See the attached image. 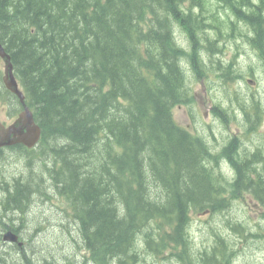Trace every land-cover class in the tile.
<instances>
[{
    "label": "trees",
    "instance_id": "16d2710c",
    "mask_svg": "<svg viewBox=\"0 0 264 264\" xmlns=\"http://www.w3.org/2000/svg\"><path fill=\"white\" fill-rule=\"evenodd\" d=\"M201 1L0 0V43L41 128L37 149L16 144L0 155L10 150L26 167L34 161L42 167L66 202L75 246L87 253L76 255L82 264H136V246L158 252L166 243L184 244L191 214L229 212L245 193L264 203V172L247 159L226 180L216 160L211 164L203 137L172 115L174 105L189 100L196 75L214 70L221 82L235 83L239 77L232 62L217 56L216 39L199 38L208 25ZM218 1L234 19L227 31L216 27V36L232 38L235 25L245 23L255 36L241 39L260 45L264 0L254 7L250 0ZM202 42L212 69L197 54ZM1 84L0 98L15 103L16 115L21 104ZM41 176H0V231L16 229L10 214L23 219L33 197L45 195ZM242 217L225 218V234L212 231L200 264H226L236 256L230 233L245 248L264 239ZM6 255L0 245V264H52L24 253L18 261Z\"/></svg>",
    "mask_w": 264,
    "mask_h": 264
},
{
    "label": "rangeland",
    "instance_id": "374dc122",
    "mask_svg": "<svg viewBox=\"0 0 264 264\" xmlns=\"http://www.w3.org/2000/svg\"><path fill=\"white\" fill-rule=\"evenodd\" d=\"M201 4L205 9L203 15L208 25L203 29L204 32L198 33L199 38L206 36L212 40L216 39L213 48L217 56L225 63L232 62L233 69L240 72L242 78L247 76L249 68L254 64L253 55L248 51L250 47L240 37L247 33V24H236V32L232 38H227L225 35L217 37L216 27L221 31H227L234 16L227 8L220 7L221 2L218 0H204ZM178 35L184 39L182 44L186 46V37L183 34ZM196 47L197 54L205 62V69H212L213 65H210L208 60L206 42ZM191 49L192 47L187 51L191 52ZM2 68L3 64L0 60V75ZM211 71L193 78L192 85L189 87V100L172 107L174 120L190 133L203 137L206 146L211 151L213 158L211 164L214 166L216 160L219 164L217 170L224 173L226 180H233L241 162L247 159L252 168L263 173L264 163L253 162L251 155L257 152L256 147H260L264 152V117H255L254 122L252 121L253 123L249 126L247 116L240 111L243 95L239 94V90L236 91L238 87L234 80L228 79V82H221L216 71ZM188 73L191 76L190 70ZM1 83L0 81L2 89ZM241 83L244 92L248 95L253 93L261 99L263 104L264 78L260 81V85L253 88L246 82L243 83V80ZM4 95L7 96V94ZM14 105V102L0 98V121L4 124L10 123L17 116V114L14 115ZM35 147L37 149V145ZM255 172L252 173L253 177H255ZM29 174L34 177L41 176L42 167L38 166L35 161L31 166L26 167V161L22 155L10 150H5L0 155V176L26 178ZM44 177L46 178L45 174L41 176V178ZM44 180L46 183L44 182L41 188L42 191L45 190V195L36 194L33 197L23 219H18V213L10 214L12 218L9 223L15 228L20 227L19 240L22 244L20 246L16 244L19 249L10 247L14 243H4L2 240H0V245L5 247L8 254L6 256L16 261L23 253L31 258L33 252L35 253L34 258L49 260L52 264H69L73 257L75 260L71 262L72 264H82L76 255H87V253L83 250L79 251L75 246L73 238L75 240L77 235L73 237L74 229L65 218L68 210L66 202L50 186V181L47 178ZM237 199L234 209L229 212H218L213 217L212 215L191 214L184 244L166 243L158 252H152L141 246L139 249L136 246L135 253L138 255L136 264H200V255L213 242L212 231L221 229L225 234V231L229 230L223 227L226 219L235 222V219L240 220V217H246L253 234L259 236L262 233L264 235V203L249 193ZM165 230L170 231V228L165 227ZM4 231H6L5 228L0 231L1 239ZM227 239L232 241L237 252L236 256L230 258L226 264H264V239L253 241L254 243L246 248L245 244L239 240L238 234L230 233ZM17 263L20 264V262Z\"/></svg>",
    "mask_w": 264,
    "mask_h": 264
},
{
    "label": "water",
    "instance_id": "95a60500",
    "mask_svg": "<svg viewBox=\"0 0 264 264\" xmlns=\"http://www.w3.org/2000/svg\"><path fill=\"white\" fill-rule=\"evenodd\" d=\"M0 59L3 64L1 81L4 87L18 98L22 106L17 116L10 123L4 124L0 121V149L16 144H22L26 148H33L39 141L41 128L34 120L32 110L24 101V93L15 77L10 55L1 43ZM2 240L16 243L19 246L22 244L18 234L11 229L3 232Z\"/></svg>",
    "mask_w": 264,
    "mask_h": 264
},
{
    "label": "flooded vegetation",
    "instance_id": "af4514ba",
    "mask_svg": "<svg viewBox=\"0 0 264 264\" xmlns=\"http://www.w3.org/2000/svg\"><path fill=\"white\" fill-rule=\"evenodd\" d=\"M250 2H251L252 7L263 4L262 2H260V0H250ZM251 33H253L252 37H254L255 33H254L253 28L251 29L250 26H248L247 34L250 35ZM247 46L250 47V49L248 48L249 49L248 51H250L251 54L253 55L252 59L254 60V64L252 67L249 68V71L247 73L248 75L243 78L241 76V73L237 72L239 74V77L236 79V85L238 87L236 91L238 92L239 90L240 92L239 94L241 96L243 95L242 103L240 106V111H242L245 114V116H247V121H249V126H250V123L254 122L255 117H258V118L264 117V102L262 104L261 99L259 97H256L253 93L248 95V93L244 92L242 88L241 80H243V83L246 82L251 88H253L254 86L260 85V81L264 78V38L262 39L260 45H254V44L247 43ZM258 71L259 73H257ZM249 72H251V74H249ZM246 88L248 87L246 86ZM250 130H251V127H250ZM256 150L259 151V157L254 158L253 157L255 153L254 152L251 155L253 162H263L264 163L263 149H261L260 147H256ZM19 231H20V227H17L16 229H14V232L18 234V237L20 239L21 233Z\"/></svg>",
    "mask_w": 264,
    "mask_h": 264
},
{
    "label": "bare ground",
    "instance_id": "6f19581e",
    "mask_svg": "<svg viewBox=\"0 0 264 264\" xmlns=\"http://www.w3.org/2000/svg\"><path fill=\"white\" fill-rule=\"evenodd\" d=\"M0 60H1V59H0ZM20 104H21V103H20ZM21 108H22V106H21ZM20 110H21V109H20ZM20 110H19V111H20ZM7 243H8V242H7Z\"/></svg>",
    "mask_w": 264,
    "mask_h": 264
}]
</instances>
